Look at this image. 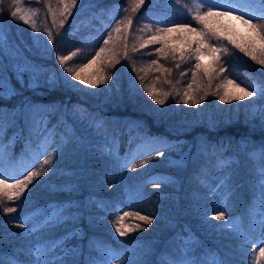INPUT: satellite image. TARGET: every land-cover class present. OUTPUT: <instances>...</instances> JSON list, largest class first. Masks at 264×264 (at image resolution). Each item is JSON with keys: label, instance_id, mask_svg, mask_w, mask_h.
<instances>
[{"label": "trees", "instance_id": "1", "mask_svg": "<svg viewBox=\"0 0 264 264\" xmlns=\"http://www.w3.org/2000/svg\"><path fill=\"white\" fill-rule=\"evenodd\" d=\"M31 1L37 6L43 25L54 28V17L64 23L54 30L55 42L48 54L35 45L26 47V51L46 59L43 67L47 71L38 75L39 82L35 86H29L28 73L24 74L21 83L7 71L16 94H6L0 99V109L8 114L3 142L10 145L0 157V164L6 175L17 178H22L28 171L43 170L48 174L34 181L20 201L5 202V206L16 207L17 211L0 214V264H9L10 257L14 256L30 264L29 250L36 239L51 241L62 238L68 231L76 234L64 241L63 251L57 250L48 256L49 260L58 256L65 264H92V261L102 259L100 245H104L124 253L111 264H123L129 258L144 264H170L182 258H208V264L213 258L226 264H264V257L257 260L259 251L256 252L264 242V229L260 227V221L264 219V202L259 184V171L264 167V152H261L264 124L251 125L239 117L211 127L203 121L206 120L205 113L203 117L195 116L190 112L193 111L189 106L191 101L187 105L183 103L187 98L184 93L189 94L191 90L193 95L192 92L189 95L194 99L210 97L209 103L213 106L214 94L223 88L221 80L226 77L244 85L247 78L257 76L264 84L259 65L224 40L222 46L227 47L228 54L221 56L219 66L226 71L220 73L213 61V69L208 68L211 73L209 84L202 63L199 72L203 81L196 87L191 84L189 88L187 85L196 81L192 75L196 71V60L189 55L192 50L182 49L178 43H165L166 52L171 48L177 50L173 58L156 52L159 44H148L147 49L141 47L157 28L172 24L165 22L185 23L186 14L180 15L184 10L180 12L179 7L183 9L182 5L185 7L191 0H179V3L145 0L136 12H132V0H77L67 18L61 15V0ZM11 4L10 0H0V18L9 25L8 35L17 37L24 45L28 39L33 45L30 24L11 17ZM127 18L132 20L134 31L120 37V27L127 23ZM121 20L125 23L120 24ZM138 28L142 35L137 34ZM109 31H116V34L105 45ZM125 39L130 40L132 46L136 45L133 49L129 45V53L122 49ZM116 40L121 49L114 44L110 53L114 55L101 53L103 60L92 64L96 69L94 73L101 72L107 83L95 88L80 81L73 82L78 87L64 83L61 71L69 67L79 70L95 57L100 47L107 50ZM73 52L76 55L62 67L58 57L71 56ZM153 60L157 63L153 64ZM52 74L57 83H46L47 76ZM148 91L164 99L165 103L156 104ZM28 99L44 107L36 110L18 108ZM202 102L205 101L199 100ZM123 116L140 120L136 125H130ZM71 121L82 135L91 137L64 139L63 130ZM135 126L141 131L135 132ZM146 135L170 137L166 140L169 142L163 156L157 158L159 144L153 143L149 149L137 145ZM181 137L186 138L185 141ZM51 139L63 143L62 155L55 160L53 154L57 144L46 145V140ZM172 143H182L183 154L187 150L195 151L196 158L188 157L186 165L178 168L180 158L174 154L178 152L170 145ZM116 155L120 157L119 164ZM46 159L51 161L54 171L43 166ZM125 160L127 166L121 167ZM159 160L164 167L155 166ZM154 181L160 182L158 186ZM192 190L202 194L198 199L208 208L193 209L191 203L197 195ZM69 202L73 219L58 227L38 236L27 234L30 224L18 227L25 214L37 212L33 222L43 221L41 214L54 210L57 204L67 208ZM219 211L224 212L226 220L214 218ZM125 212L130 214L124 221L125 228H133L135 224H140L141 228L120 237L112 223ZM136 212L150 215L153 223L145 224L131 215ZM189 237L191 244L196 243L197 252L193 256H185L181 250Z\"/></svg>", "mask_w": 264, "mask_h": 264}, {"label": "snow or ice", "instance_id": "2", "mask_svg": "<svg viewBox=\"0 0 264 264\" xmlns=\"http://www.w3.org/2000/svg\"><path fill=\"white\" fill-rule=\"evenodd\" d=\"M77 0H61L63 3V11L61 15H64L65 18L72 14V8L76 5ZM176 3H179V0H175ZM14 10L10 11V15L14 19H18L24 24H30L33 28V31L36 32L38 29L35 28V22L31 21L30 16L24 13L18 5L20 0H13ZM134 7L132 12H136L142 5H144L145 0H132ZM239 3V7L237 4ZM191 7H186L185 11L187 15L191 16V19L196 22L199 27H192L188 23H172L169 26L159 27L156 29V32L150 37L145 45L141 47H146L148 44L156 45L159 44L160 47L155 49L156 52L161 55L168 56L172 55L175 58L176 49L171 48L167 52L165 51V40L164 36L168 33L180 32V33H190L194 34V39L191 41L189 46L194 43L196 46L192 49L190 56L196 59L195 69L199 70L202 67L201 55L203 52L209 53L210 57L215 61L216 65L219 68V72L223 73L226 69L220 65L221 56L228 54V49L225 46H222V42L226 40L228 44L232 45L234 48L238 49L240 52L244 53L246 56L251 57L253 61L257 64L264 66V0H191ZM51 12V8L48 9ZM54 15V14H53ZM212 20L216 21H227L228 23H217L215 25L210 24ZM64 21H61V26H63ZM125 21L121 20L120 24H124ZM237 23L245 31L243 33L239 32L237 28ZM132 20L127 18V25L130 27ZM116 31H120L119 26H117ZM233 33L243 37V42H238L234 38ZM48 40H51V33L48 34ZM111 39V34L109 33L108 38L104 39V44L107 45ZM34 41L39 44L40 37L34 36ZM105 51L104 47H100L99 51L96 52L95 57L89 61L88 65L82 66L79 70L74 71L71 67L66 68L65 71L69 76H61V79L65 84L70 87H78V85L71 84V80L80 81L84 85L90 87H97L99 84L107 83V80L102 75L101 72H97L92 78L85 79L81 72L84 67H90L92 64H95L97 59L100 57L101 53ZM76 55L75 52L71 56H59V64L63 67L66 61L71 60ZM183 58V54H182ZM8 60L9 63L7 68H5L4 61ZM119 61H117L118 63ZM153 64H156L157 61L153 60ZM205 69V75L209 77V84H211V73L208 70V66H203ZM7 71H11L17 79L23 83V77L25 73L29 74V86H35L36 79L38 75L43 74L47 70L42 65H36L31 62H19V48L18 46L12 45L8 42L6 33L3 26H0V99H3L6 94L15 95L16 90L10 87V78L7 76ZM167 71V69H164ZM193 78L196 76V72L192 73ZM110 78V77H109ZM48 84H56L57 80L55 74L49 75L45 81ZM228 84L234 83L232 80H226ZM6 85H9L6 87ZM189 88L192 87L191 84L188 85ZM252 90L249 91L247 88H239L238 94H231L230 99L234 100H243L246 97L261 96L264 97V86L259 84L251 85ZM148 95L152 97L156 104L163 105L165 103L164 99L157 98V96L152 92L148 91ZM226 95H229L226 93ZM184 96L187 97L183 99L184 104H198L199 100L194 99L187 92L184 93ZM221 100H224L225 97L221 96ZM25 108L36 110L44 106L39 105H25ZM6 114L2 109H0V157H2L10 145H5L4 133H5V123H6ZM14 119V117H13ZM261 119L264 120V110H261ZM38 123V122H37ZM46 136V132L44 134ZM151 143L159 144L160 147L157 150V158L164 155V149L168 146L167 142L159 139L152 138ZM28 143H31L29 137ZM56 143V151L53 154V160L58 159L62 155L63 143H57L54 139L46 140V145ZM223 145L221 144V148ZM47 151V148L45 149ZM261 152H264V148L261 149ZM110 155H113L111 152ZM150 154V153H149ZM117 163L119 164L120 157L115 156ZM144 164H148V161H144ZM43 166H48L49 171H54L51 168V161L44 160ZM42 166V168H43ZM121 167L127 166V161L125 160L124 164L120 165ZM136 166L133 165V168ZM48 173L40 171H28L26 175H23L22 178H17L13 175H6L5 171L2 170V164H0V209L2 212L0 214H11L17 211L16 207L5 206V202L14 203L20 201L26 191L29 189V186L38 181V178L41 175H47ZM259 184L261 187V201L264 202V167L259 171ZM155 184L160 183L159 181H154ZM37 212L25 214L22 218L21 223L18 227L23 228L25 224H30L31 227L27 230L29 236H38L40 233L47 231L51 228L58 227L60 224L66 222V220L73 219V213L71 211V204L69 202V207H64L63 204H57L55 209L49 211L46 214H41L44 216L43 221H35V216ZM129 213L125 212L123 215L117 216L112 223V226L115 228V233L120 237L126 236L129 231L141 228L140 224H135L133 228H125L124 221L129 217ZM131 215L138 218L140 221H143L145 224H152L153 219L150 215H140L139 212L132 213ZM217 220H226L223 211H219L214 217ZM208 217L205 215V220ZM260 227L264 229V219L260 221ZM75 231H68L62 238H57L55 240H46L43 238L36 239L35 243L32 245L29 250V255L32 257L30 264H65V261L60 259L58 256L55 260H49L47 257L54 255L57 250L63 251L66 245L64 241L70 239L75 235ZM191 237L185 242L186 245L191 244ZM100 250L103 254L102 259L99 261H92V264H111L112 260L119 259L120 255L124 253H117L111 248H107L104 245H100ZM187 251V248H185ZM264 257V247L259 248V256ZM9 264H29L28 261H21L18 258L10 257ZM123 264H144L143 261L129 258ZM170 264H207L206 261L200 259H189L183 258L179 262L172 261ZM211 264H226L224 261H218L215 258L211 261Z\"/></svg>", "mask_w": 264, "mask_h": 264}, {"label": "rangeland", "instance_id": "3", "mask_svg": "<svg viewBox=\"0 0 264 264\" xmlns=\"http://www.w3.org/2000/svg\"><path fill=\"white\" fill-rule=\"evenodd\" d=\"M11 1H12L11 8H12V10H14V7L16 5H14L13 0H10V2ZM240 2H242V0H240ZM62 5H63V3H62ZM18 6L21 7V9H22V11L24 13H26V14H28L30 16L31 21L35 22V28L38 29V31L34 32L32 26L30 25L31 26V38H32L31 41H32L33 45L29 43L28 39H27L26 44L24 45V44L19 42L17 37L12 36V38H11L8 35L9 25H6L4 23V21L1 20V18H0V26H3L4 31L6 33V36H7L8 42L10 44H12V45L18 46V48H19V62L23 63V62L27 61V62L34 63L36 65L44 66V64H43L44 62L43 61H45L46 59L45 60L44 59H40L36 55L31 54L30 52L26 51V47L32 48V46L35 45V46H37L38 49L43 50V53L46 52L48 54L49 51L52 50V47H53L52 44H54V42H55L54 36L56 35V32L54 30L58 29V25H60L61 22H58L59 21L58 18L54 17V20H56V22L54 23V28H53V26H50V25H47V26L43 25L41 23L39 17H38L37 6L31 0H20V4ZM182 6H183V9L179 7V10H180V12H181V10H184V12L180 13V15L183 14V13L186 14L185 8L192 6L191 5V1H189V4L186 5L185 7H184V5H182ZM237 6L239 7V3L237 4ZM182 17L184 18L185 16H182ZM186 17H187V19L185 20L186 21L185 23L190 24L192 27H199V25H197L196 22L191 19L190 15L186 14ZM165 23L169 24V23H175V22H165ZM209 23L215 25L217 23L226 24L228 22L227 21L212 20ZM120 28H122V31L120 32V35H121L120 37H122V35H123V37H126V35H128V31L130 33L134 31L132 29V25L129 27L127 25V23L123 27H120ZM237 28L239 29V32H241V33H243L245 31L242 27H240V25L238 23H237ZM150 29L154 30L153 28H150ZM155 32L156 31H154L152 33V35ZM49 33H51V37H52L51 40L47 39ZM109 33L111 34V37H113L116 34V31L115 32L109 31ZM137 34L142 35L141 31H140V28H138ZM233 35H234V38L237 39L238 42H243V37L242 36L237 35L235 33H233ZM34 36L40 37L39 44H37L34 41ZM193 39H194V34H190V33L174 32V33L165 34V36H164L165 43H169V44L178 43V45L182 49L185 48V50L186 49L192 50L196 46L194 43L191 44V47L189 46V44L191 43V41ZM125 43L122 44L123 45L122 49H123L124 52H128L129 53V51H130L128 49L129 45H130V47L132 49L136 46V45L132 46L130 40H126L125 39ZM114 44H117V46H119L120 42H118L117 40L114 41L112 44L109 45L107 50H105L103 53H108L109 56L110 55L111 56L114 55V54H110L112 52L111 50H112V47L114 46ZM147 47L148 46H146V49H147ZM118 49H121V47L119 46ZM134 51H137V49L136 50L134 49ZM124 52H123V54H124ZM122 58H124V57H122ZM192 58L194 59V61L196 60L194 57H192ZM100 60H103V55H101L97 59V61H100ZM201 61H202V63L204 65H208L209 69H213L212 63H213L214 60L210 57L209 53L203 52L202 55H201ZM8 63H9V61L6 59L4 61V65L6 66ZM84 65H88V63H86ZM257 65H259V64H257ZM85 68L83 69L84 73L82 74V76L85 79L92 78L95 75L94 71H96L94 66L91 65L90 67H85ZM259 68H260V71H262V74L264 75V66L259 65ZM195 72H196V76H195L194 81L195 80L196 81L192 82L190 84H194V85L196 84L195 85V87H196V86H198V84L201 81H203L202 79H204V78L201 75L202 74L201 71L199 72V70L196 69ZM62 75L63 76H69V74L65 70L61 71L60 76H62ZM7 76L10 78V75H9L8 72H7ZM48 76H47V78H48ZM204 77H206V75H204ZM69 79H71L70 76H69ZM226 80H232L234 83L228 84L226 82ZM221 81H222V85L221 86H223V88L222 89H218L219 93L214 94V95H216V97L213 99L214 100L213 106H211V104L209 103L210 102V97H207V96L198 97V98H196V100H200V102L201 101H205V102L198 103V104H193V103L190 102L189 106L193 108V111H190V112L192 114L194 113L195 116H202V117H203V113H205V115H204L205 117L204 118H206V120H203V121H206L208 124H210L211 127H218L223 122V120L229 121V120L240 119L239 117H241L244 120L248 121L249 123H251V125H258L260 123L264 124V120L261 119V110H264V97H261V96L257 95V96H254V97H246L243 100L230 99V95L231 94H238L237 85L239 86V88H247L249 91H251L252 90L251 85L259 84V85L264 86L263 81H261L257 76H251V77L247 78V81H246V83L244 85H241V83H238L237 81L233 80L232 78L230 79V77H226L224 80H221ZM38 82H39V80L36 79V83H38ZM73 82L78 83L79 81L71 80L72 84H74ZM10 87H12L11 81H10ZM186 90H188V88H186ZM190 92H192V95H193V91L190 90L189 94H190ZM195 93H196V95L198 94V92H196V91H195ZM226 93H228L229 95H226ZM221 96H224L225 99L221 100L220 99ZM38 104L39 103H35V102L31 101L30 99H28L24 103V105H21V106L18 105V108H23V110H24L25 107H22V106H25V105H38ZM123 118L128 120L127 123L129 122L130 125L132 123H134L136 125L137 121L140 120L139 118L138 119L135 118L133 120V119H131L130 116H123ZM178 120L181 121L182 118H180ZM197 120H199V119H197ZM185 122L186 121H184L183 123H185ZM68 126L69 127H67L66 130H63L64 139H89L91 137V136L86 137L84 134L82 135V133H80L77 130V128H78L77 125L73 124L72 121L69 122ZM135 127H136L135 132L136 131H138V132L141 131L137 126H135ZM182 137L180 139H183V140L186 139V138H182ZM152 138H159V139H162L164 141H166L167 139H170V137H166V136L157 137V136H147L146 135L145 138L143 139V141L138 143L137 145H140V147H143L144 149H149L153 145V143L150 142ZM166 142H169V140L166 141ZM187 143H188V146H190V144H191L190 138L188 139ZM170 145L174 148L175 151L178 152V153L174 152V154L177 156V158H180V159H178V161H177L176 158H174V160L177 161V163H178V165H177L178 168H179V166H182V165L185 166L186 165L188 157L196 158L195 151H188L187 150L186 152L184 151V154H183V149L181 147L182 143H179L178 145L172 143ZM135 148L137 149L136 145H135ZM170 150H171V148L168 149V151H170ZM189 152H191L192 154L191 153L189 154ZM160 160H161V158H160ZM160 160L155 163L156 164L155 166L158 165V166H161L159 168H162L164 166H163V164H160L161 163ZM192 191L196 192L195 194L197 195V197L194 198L192 200V203H191V205L193 206V209L194 210H205L206 208H208V207H204L203 206V204L205 202H201L198 199L199 196H202V194L197 192L196 190H192ZM263 241H264V239H263ZM195 244H188V245L184 244L183 248L181 249L182 253L185 256H189V255L193 256V255H195V253L197 252L196 248H195L196 246H194ZM260 247H264V242L262 243V245H260ZM185 248H187V251H185ZM257 251H259V248L256 250V252ZM180 260L181 259H178V262ZM200 260L208 262L209 259L207 258V259L203 260L201 258ZM256 262H258V261H256ZM258 264H260V263L258 262Z\"/></svg>", "mask_w": 264, "mask_h": 264}]
</instances>
